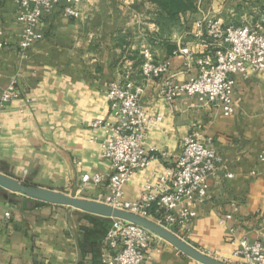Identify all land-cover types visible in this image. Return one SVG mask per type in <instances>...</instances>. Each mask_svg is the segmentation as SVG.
<instances>
[{
    "label": "crops",
    "instance_id": "obj_1",
    "mask_svg": "<svg viewBox=\"0 0 264 264\" xmlns=\"http://www.w3.org/2000/svg\"><path fill=\"white\" fill-rule=\"evenodd\" d=\"M16 7V0H0V89L12 86L19 95L0 107V172L101 199L112 169L102 153L106 135L92 123L111 118L109 84L129 81L147 115L160 121L145 137L146 149L158 157L127 180L124 199L136 200L145 185H155L179 158L184 137L194 133L212 140L221 162L209 177L210 198L196 205L182 238L230 263L240 261L233 255L240 239L264 245V162L258 159L264 151V71L233 75L232 116L185 93L166 104L159 94L166 78L182 84L198 73L196 63L187 66L172 51L188 44L198 55L209 52L188 12L170 19L154 0H81L77 17H66L56 6L41 18L40 38L23 55ZM145 48L156 61H169L162 77L142 76ZM83 174L104 180L83 184ZM35 203L0 187V264H106L114 254L105 243L113 219ZM149 256L143 264H200L164 240Z\"/></svg>",
    "mask_w": 264,
    "mask_h": 264
},
{
    "label": "built area",
    "instance_id": "obj_2",
    "mask_svg": "<svg viewBox=\"0 0 264 264\" xmlns=\"http://www.w3.org/2000/svg\"><path fill=\"white\" fill-rule=\"evenodd\" d=\"M80 2L16 0L17 20L23 25L19 52L24 55L40 38L37 27L45 14L60 6L66 17H77ZM194 26L209 52L198 55L188 44L175 48L172 56L183 58L187 66L196 63L198 73L182 84L175 82L172 76L166 78L160 85L159 94L166 104H171L180 93H185L219 108L224 116H232L235 112L233 75L248 77L264 71V31L249 26H227L222 20L212 18L196 19ZM168 71V60L156 61L149 48L143 49L141 73L144 78H160ZM132 88L129 81L110 83L106 97L111 118L92 123L106 135L102 153L112 169L108 178L109 192L99 200L150 218L182 238L180 231L196 216V205L210 198L209 177L221 157L211 139L202 140L190 133L182 140L179 158L164 168L157 183L145 185L140 198L125 200L127 180L158 157L146 149L145 137L160 117L147 115L138 93ZM18 97L12 86L0 89V107ZM258 159L264 162V151L259 153ZM252 174L256 172L252 171ZM227 176L231 177L230 174ZM103 180L100 174H83L81 177L83 184H99ZM225 218H231V214ZM162 241L142 226L113 219L105 243L115 252L107 257L106 264H143L150 257L151 248L159 249ZM233 255L240 260L239 264H264V245L259 240L249 242L242 238Z\"/></svg>",
    "mask_w": 264,
    "mask_h": 264
},
{
    "label": "water",
    "instance_id": "obj_3",
    "mask_svg": "<svg viewBox=\"0 0 264 264\" xmlns=\"http://www.w3.org/2000/svg\"><path fill=\"white\" fill-rule=\"evenodd\" d=\"M0 187L36 201L35 204L37 206L44 204L66 206L89 214L137 224L151 231L153 234L172 245L179 252L200 264H233L215 258L195 248L174 232L150 218L142 217L131 211L111 206L100 200L79 197L62 191L28 184L2 172H0Z\"/></svg>",
    "mask_w": 264,
    "mask_h": 264
},
{
    "label": "rangeland",
    "instance_id": "obj_4",
    "mask_svg": "<svg viewBox=\"0 0 264 264\" xmlns=\"http://www.w3.org/2000/svg\"><path fill=\"white\" fill-rule=\"evenodd\" d=\"M188 21L220 19L227 26H249L264 31V0H194ZM233 264H239L234 263Z\"/></svg>",
    "mask_w": 264,
    "mask_h": 264
},
{
    "label": "trees",
    "instance_id": "obj_5",
    "mask_svg": "<svg viewBox=\"0 0 264 264\" xmlns=\"http://www.w3.org/2000/svg\"><path fill=\"white\" fill-rule=\"evenodd\" d=\"M170 19L194 9V0H154Z\"/></svg>",
    "mask_w": 264,
    "mask_h": 264
}]
</instances>
